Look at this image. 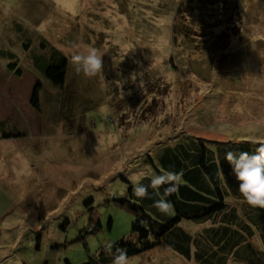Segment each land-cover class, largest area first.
<instances>
[{
	"label": "rangeland",
	"instance_id": "rangeland-1",
	"mask_svg": "<svg viewBox=\"0 0 264 264\" xmlns=\"http://www.w3.org/2000/svg\"><path fill=\"white\" fill-rule=\"evenodd\" d=\"M183 1L0 0V49L23 68L16 77L0 59V118L26 128L11 147L23 168L0 171V264H81L106 256L108 241L133 239L134 215L117 200L141 203L127 193L130 177L153 173L148 158L157 164L162 146L181 135L209 146L264 143V0H194L177 13ZM175 16L183 29L176 37ZM42 39L40 53L55 48L67 60L62 88L42 74V62L29 65ZM76 46L105 52L103 74L75 71ZM133 72L142 88L139 77L128 79ZM35 74L39 108L30 100ZM226 199L242 212L245 199ZM212 221L179 226L195 235ZM248 239L264 250L259 230ZM129 258L195 264L164 237Z\"/></svg>",
	"mask_w": 264,
	"mask_h": 264
},
{
	"label": "trees",
	"instance_id": "trees-1",
	"mask_svg": "<svg viewBox=\"0 0 264 264\" xmlns=\"http://www.w3.org/2000/svg\"><path fill=\"white\" fill-rule=\"evenodd\" d=\"M193 1L181 2L176 12H185L184 5H193ZM215 2L221 1L217 0L212 3ZM226 9L228 10L227 7ZM176 17L171 27L174 37L182 34L179 30H183ZM18 32H22L21 27L18 28ZM186 33L187 30L183 32L184 35ZM35 42L39 44V47L37 46L29 52L28 59L31 60L29 65L36 69L39 62H42L40 66L42 74L53 85L62 88L67 67L65 56L55 48H51L50 53L46 56L40 53V50H45L43 45L46 41L42 39ZM22 44L26 51L30 49L29 43L22 42ZM0 59L5 60L7 70L13 72L16 77L22 75L23 68L20 65V60L11 51L0 49ZM35 75L40 77L39 74ZM40 89L41 79L39 78L34 84L30 98L34 108L40 106ZM2 125H0V138L21 135V133L3 129ZM212 145L209 146L200 138L184 134L177 137L174 143H166L162 146L161 151L157 154V164H154L152 158L149 157V162L155 168L154 174L159 175L161 171L183 172L182 183L178 191L166 198L172 202L174 214L166 215L153 206L154 201L160 197L151 187H148L149 197L138 198L133 192V186L129 185L127 193L141 203L137 204L128 199H118L117 203L134 215L131 223V231L135 234L134 238L122 237L115 240L111 253L102 250L100 254L107 253L106 256L89 258L81 264H101L113 261L117 254L116 248L125 249L129 257L154 248L160 244L163 237L171 248L184 258L190 259L193 256L195 264H227L229 258L245 264H264V250L255 248L248 239L252 237L254 230H259L264 243V208L255 207L247 201H243L240 213L236 206H229L226 199L228 195H231L244 200L239 191V181L235 178L230 164L225 159L226 152L232 151L239 155L240 152L247 151L252 154L257 144L230 142L228 145H219V143L215 145L212 143ZM141 182L144 185H150V178H145ZM169 186L163 185L159 189L161 195L164 189ZM89 201L91 199H87L85 202ZM215 218L218 219L214 220ZM183 220L213 221L211 226L192 235L179 226ZM109 225L110 222H108ZM192 246L193 251H191ZM64 262L72 264L68 259H65Z\"/></svg>",
	"mask_w": 264,
	"mask_h": 264
},
{
	"label": "clouds",
	"instance_id": "clouds-1",
	"mask_svg": "<svg viewBox=\"0 0 264 264\" xmlns=\"http://www.w3.org/2000/svg\"><path fill=\"white\" fill-rule=\"evenodd\" d=\"M131 51V50H129ZM105 52H101L92 46H76L71 54V63L77 73H83L86 77H95L103 74V59ZM127 54V53H126ZM139 77V87L142 88L141 73L133 72L128 79L132 83L137 82ZM120 87L123 88V83ZM250 143H256L257 147L254 153L247 151L236 155L232 151L225 154V159L232 168L235 178L239 181V191L244 199L252 206L264 208V143L255 140ZM123 171V169H121ZM150 178V185H144L141 181ZM183 172L161 171L159 175L152 173L150 168L140 169L130 177L133 192L138 198L149 197L148 187H151L160 198L154 201L153 206L161 213L166 215L174 214V206L166 198L172 193L177 192L182 183ZM163 185H170L164 189L163 194L159 189ZM113 241H108L105 245L106 251L112 252ZM116 255L112 264H132L127 251L123 248H116Z\"/></svg>",
	"mask_w": 264,
	"mask_h": 264
},
{
	"label": "crops",
	"instance_id": "crops-1",
	"mask_svg": "<svg viewBox=\"0 0 264 264\" xmlns=\"http://www.w3.org/2000/svg\"><path fill=\"white\" fill-rule=\"evenodd\" d=\"M22 76V75H21ZM35 80L38 78L36 75ZM4 127L3 129L13 132V133H21L18 137H12V138H0V171H5L8 168L10 169V172H15L17 170H21L23 168V164L17 163V160L21 158L23 161V157L20 152H16V150L12 149L13 143L15 144V140L23 138L26 136V128L23 127L22 129L19 127L18 122L14 117H1L0 118V125ZM29 166V165H28ZM27 167H25L26 169Z\"/></svg>",
	"mask_w": 264,
	"mask_h": 264
}]
</instances>
